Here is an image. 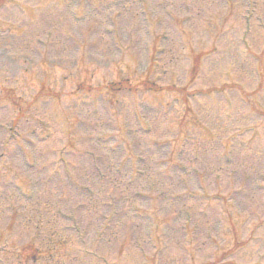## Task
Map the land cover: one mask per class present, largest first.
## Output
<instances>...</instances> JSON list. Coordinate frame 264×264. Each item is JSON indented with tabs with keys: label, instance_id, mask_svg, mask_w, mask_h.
<instances>
[{
	"label": "rangeland",
	"instance_id": "374dc122",
	"mask_svg": "<svg viewBox=\"0 0 264 264\" xmlns=\"http://www.w3.org/2000/svg\"><path fill=\"white\" fill-rule=\"evenodd\" d=\"M0 3V141L16 186L54 207L0 226V262L264 264V0ZM92 153L143 177L68 186L64 163L76 182Z\"/></svg>",
	"mask_w": 264,
	"mask_h": 264
}]
</instances>
